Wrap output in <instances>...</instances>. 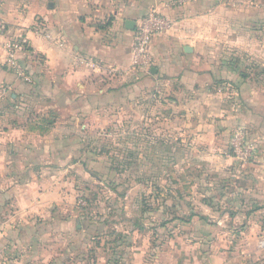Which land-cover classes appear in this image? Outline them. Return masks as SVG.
<instances>
[{"label": "crops", "instance_id": "0c3cea01", "mask_svg": "<svg viewBox=\"0 0 264 264\" xmlns=\"http://www.w3.org/2000/svg\"><path fill=\"white\" fill-rule=\"evenodd\" d=\"M216 1L221 5L222 0ZM216 1L4 0L0 22L6 23L7 33L0 36V86L8 87L10 93L0 103V178L24 182L13 194L18 221L9 236L0 235V264H50L46 244L51 232L57 241L77 238L73 218L50 219L49 207L50 196H61V159L67 157L64 149L69 145L61 129L76 131L78 116H99L104 107L117 109L111 118L120 117L137 99L142 120L153 119L155 149L165 137L164 144L183 151L181 157L187 162L204 165L237 166L228 155V143L231 132L243 123L259 127L264 135V109L243 98L240 87L238 97L229 101L227 95L234 96V90L227 94L222 88L228 70L219 67L215 71L209 59L210 5ZM152 10L172 19L174 27L153 38L151 69L133 71L135 24ZM39 22L50 39L35 33ZM17 37H27L32 44L29 56L18 55L30 81L20 80L7 65L6 43ZM90 59L99 63V70L89 67ZM116 69L125 76L113 78L111 71ZM239 97L248 104L249 119L243 115ZM67 113L74 116V122L61 125V116ZM101 116L108 117L106 113ZM52 117L57 122L49 126ZM49 175L55 177L52 188H45ZM259 211L254 208L248 218L253 227L258 226L259 218L253 216ZM8 243L13 245L12 252H5ZM73 252L65 249L63 254L68 256L61 257V264H68L63 258L71 260ZM93 254L95 264L189 263L161 253L152 263H147L144 252L118 259ZM251 258L255 260L254 256L202 255L190 263L245 264Z\"/></svg>", "mask_w": 264, "mask_h": 264}, {"label": "rangeland", "instance_id": "374dc122", "mask_svg": "<svg viewBox=\"0 0 264 264\" xmlns=\"http://www.w3.org/2000/svg\"><path fill=\"white\" fill-rule=\"evenodd\" d=\"M217 3L210 5L212 67L227 68L222 88L235 93L227 95L229 101L238 97L240 87L243 98L264 109V0ZM133 102L120 117L111 118L117 109L103 107L107 119L101 113L78 116L76 131L61 129L69 145L64 149L67 157L61 159V196H50V219L72 217L78 228L73 242L57 241L50 233V264H61V257L68 256L65 249L74 250L71 260L63 258L68 264H95V251L111 259L144 252L147 263L161 253L185 258L188 264L202 255L254 256L245 264H264V135L259 127H237L255 143L251 160L237 166L195 164L181 157L183 151L165 145V137L155 149L153 119L143 121L137 99ZM53 118L49 126L57 122ZM73 118L62 115L61 125ZM228 155L232 158L229 150ZM49 176L45 188H52L55 177ZM23 182L0 178V235L9 236L18 221L13 194ZM254 208L260 210L253 216L259 218L256 227L248 220ZM4 248L14 249L9 243Z\"/></svg>", "mask_w": 264, "mask_h": 264}, {"label": "built area", "instance_id": "2783aa9c", "mask_svg": "<svg viewBox=\"0 0 264 264\" xmlns=\"http://www.w3.org/2000/svg\"><path fill=\"white\" fill-rule=\"evenodd\" d=\"M4 4V0H0V13ZM174 22L172 19L160 14L156 10L150 11L144 17L140 18L134 30V43L132 54L133 71H149L154 63L153 55L150 47L152 40L157 35L167 34L172 31ZM7 33V25L0 22V36ZM36 34L42 35L45 39H50L51 35L47 33L44 23H37ZM31 42L27 37H17L11 39L6 43L8 51V67L15 73V75L24 81H30V75L27 68L21 65L18 60V55L29 56L31 51ZM88 65L91 69L99 70L100 65L95 59H90ZM113 77H123L125 72L119 70L111 71ZM10 93V89L6 86H0V103L4 102ZM229 153L237 164L247 162L253 158L256 151L255 143L249 139L248 132L242 128H237L233 131L229 146Z\"/></svg>", "mask_w": 264, "mask_h": 264}, {"label": "trees", "instance_id": "16d2710c", "mask_svg": "<svg viewBox=\"0 0 264 264\" xmlns=\"http://www.w3.org/2000/svg\"><path fill=\"white\" fill-rule=\"evenodd\" d=\"M242 102H243L242 107H243V112H244L243 115H245V119H249L252 115L249 112L248 104H246L244 101Z\"/></svg>", "mask_w": 264, "mask_h": 264}, {"label": "water", "instance_id": "95a60500", "mask_svg": "<svg viewBox=\"0 0 264 264\" xmlns=\"http://www.w3.org/2000/svg\"><path fill=\"white\" fill-rule=\"evenodd\" d=\"M135 25H136V24H135ZM128 26H129V27H133L134 24H133V23H129Z\"/></svg>", "mask_w": 264, "mask_h": 264}]
</instances>
